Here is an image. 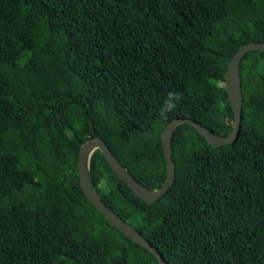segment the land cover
<instances>
[{
    "label": "trees",
    "instance_id": "16d2710c",
    "mask_svg": "<svg viewBox=\"0 0 264 264\" xmlns=\"http://www.w3.org/2000/svg\"><path fill=\"white\" fill-rule=\"evenodd\" d=\"M260 42L264 0H0V264H160L87 199L80 146L102 138L161 188L164 129L190 117L229 136L227 67ZM241 80L237 141L213 147L180 125L158 201L92 156L97 193L168 264H264V52L244 56ZM169 92L181 99L162 118Z\"/></svg>",
    "mask_w": 264,
    "mask_h": 264
},
{
    "label": "water",
    "instance_id": "95a60500",
    "mask_svg": "<svg viewBox=\"0 0 264 264\" xmlns=\"http://www.w3.org/2000/svg\"><path fill=\"white\" fill-rule=\"evenodd\" d=\"M251 51L264 52V42L243 45L234 54L228 64L225 74V87L234 112L235 124L229 136H222L212 132L201 122L182 117L171 121L162 133V145L167 164V176L159 189H149L137 181L130 171L114 155L106 142L99 137L87 139L79 149L78 175L83 193L99 213L132 242L144 247L157 257L160 264H168L161 251L153 245L133 225L125 221L119 214L110 208L95 190L91 179V159L96 150H100L115 174L132 189L142 200L152 204L162 198L174 185L176 180V165L173 159V138L177 128L182 124H189L195 128L213 147L234 144L240 134L243 118V90L241 80V62L244 56Z\"/></svg>",
    "mask_w": 264,
    "mask_h": 264
},
{
    "label": "clouds",
    "instance_id": "9594fccd",
    "mask_svg": "<svg viewBox=\"0 0 264 264\" xmlns=\"http://www.w3.org/2000/svg\"><path fill=\"white\" fill-rule=\"evenodd\" d=\"M181 99V96L177 92H169L167 94V98L165 99L163 105L160 108L159 114L162 118H166L167 114L171 111H173L179 100Z\"/></svg>",
    "mask_w": 264,
    "mask_h": 264
}]
</instances>
